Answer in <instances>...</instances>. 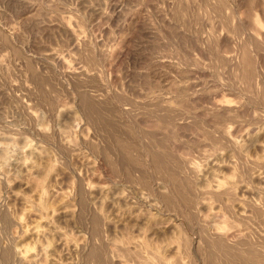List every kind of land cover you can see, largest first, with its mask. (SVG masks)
Here are the masks:
<instances>
[{"label": "rangeland", "instance_id": "rangeland-1", "mask_svg": "<svg viewBox=\"0 0 264 264\" xmlns=\"http://www.w3.org/2000/svg\"><path fill=\"white\" fill-rule=\"evenodd\" d=\"M263 92L264 0H0V264H264Z\"/></svg>", "mask_w": 264, "mask_h": 264}, {"label": "bare ground", "instance_id": "bare-ground-1", "mask_svg": "<svg viewBox=\"0 0 264 264\" xmlns=\"http://www.w3.org/2000/svg\"><path fill=\"white\" fill-rule=\"evenodd\" d=\"M69 34V33H68ZM70 36H69V39L70 40H72L73 38H74V33H72L71 34V32H70V34H69ZM263 94H264V92H263ZM220 100V101H219ZM218 101L217 100H213L212 102H211V109L210 110H212V111H210L211 112V114L212 113H217V114H221V113H223V114H227V113H233L234 114V112L236 113V111H238V110H240L239 109V106L240 105H238V104H236V103H232L231 101H233V100H231L229 97H226L225 98V96L224 97H222V99H219ZM209 107V106H208ZM208 112H209V110H207ZM216 114V115H217ZM232 114V115H233ZM212 115H215V114H212ZM230 115V114H229ZM262 128H264V127H262ZM225 129V128H224ZM224 129H223V131H222V134L224 135V137H226L225 135V133L227 132V131H224ZM262 132V131H261ZM263 132H264V129H263ZM262 132V133H263ZM227 136H228V133H227ZM229 138H230V136H229ZM226 140H228L227 142H229V139L227 138ZM233 140H230V144H231V142H232ZM236 142V144H237V141H235ZM234 143V142H233ZM232 143V144H233ZM235 145V144H234ZM233 145V146H234ZM238 145V144H237ZM232 146V147H233ZM236 146V145H235ZM235 146L233 147V148H235ZM237 148H238V146H237ZM236 148V149H237ZM236 149H235V151H236ZM264 149V148H263ZM239 150V149H238ZM236 153H237V151H236ZM238 153H240V152H238ZM264 154V153H263ZM239 155V154H238ZM263 157H264V155H262ZM263 157H261V161L264 159ZM258 158H260V157H258ZM254 159V158H253ZM252 161V160H251ZM254 162H258V159L256 158L255 160H254ZM263 163H264V160H263ZM262 163V164H263ZM191 170L192 171H194V167H191ZM192 175V174H191ZM262 175V174H261ZM260 175V176H261ZM194 176V175H193ZM192 176V177H193ZM260 176H258L259 177V179H261V177ZM264 176V175H263ZM194 178H196V174H195V177ZM193 178V179H194ZM198 178V177H197ZM229 182H231V181H229ZM228 182V183H229ZM234 182V181H233ZM259 182H260V180H259ZM220 182H219V180H217V179H215V184H213V186L211 187V186H209V187H211V188H209V191H210V193H213L214 195L215 194H220L221 192L222 193H227V194H229V193H231L232 194V183H229L227 186H225V188L223 189L222 187H220ZM263 185V187H264V184H262ZM193 187V186H192ZM220 187V188H219ZM223 190H222V189ZM207 189V188H206ZM205 190V189H204ZM200 191H202L201 189H200ZM231 194H230V196H231ZM254 206H255V204H253ZM1 208V207H0ZM222 227V226H221ZM217 229H218V227H217ZM217 229H216V232H212V235H210L209 236V234H207V236L208 237H210V238H208V239H211L212 238V240H215V241H217L218 243H220V244H227V245H230V246H232V247H237V246H239V245H241L242 244V242H241V239H236V240H233L232 242H227V234H228V232H226V231H218L217 232ZM207 233V232H206ZM210 233V232H209ZM214 234V235H213ZM206 235V234H205Z\"/></svg>", "mask_w": 264, "mask_h": 264}]
</instances>
